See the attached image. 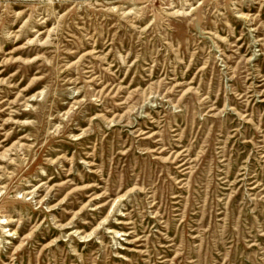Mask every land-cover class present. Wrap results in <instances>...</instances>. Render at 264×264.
Masks as SVG:
<instances>
[{"label":"rangeland","instance_id":"374dc122","mask_svg":"<svg viewBox=\"0 0 264 264\" xmlns=\"http://www.w3.org/2000/svg\"><path fill=\"white\" fill-rule=\"evenodd\" d=\"M0 264H264V0H0Z\"/></svg>","mask_w":264,"mask_h":264},{"label":"bare ground","instance_id":"6f19581e","mask_svg":"<svg viewBox=\"0 0 264 264\" xmlns=\"http://www.w3.org/2000/svg\"><path fill=\"white\" fill-rule=\"evenodd\" d=\"M2 219H5L4 221H1L2 224H8L10 222L8 218H2ZM11 235H12V232L9 234V236H11Z\"/></svg>","mask_w":264,"mask_h":264}]
</instances>
